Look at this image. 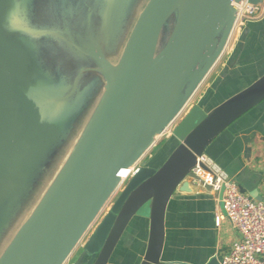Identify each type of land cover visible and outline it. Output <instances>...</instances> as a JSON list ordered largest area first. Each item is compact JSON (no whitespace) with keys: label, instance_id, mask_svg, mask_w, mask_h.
<instances>
[{"label":"water","instance_id":"1","mask_svg":"<svg viewBox=\"0 0 264 264\" xmlns=\"http://www.w3.org/2000/svg\"><path fill=\"white\" fill-rule=\"evenodd\" d=\"M239 1L147 0L115 63L92 41L87 62L94 63L88 69L97 71V77L77 89L70 103L60 99L68 89L64 79L34 65V47L26 34L45 33L22 27L24 34L18 37L0 27L5 47L21 43L28 51L27 63L0 55V224L23 182L78 110L77 98L96 78L102 83L99 102L81 136L10 238L0 264H64L110 197L109 209L84 237L73 264H108L128 223L146 204L148 235L139 264H160L168 201L189 185L196 157L205 154L212 140L264 100V74L208 112L192 105L168 138L174 147L165 160L154 167L152 155L115 194L118 172L149 148L215 65ZM5 6L7 0H0V10ZM175 11L172 30L159 47L161 32ZM222 192L223 187L219 199ZM207 264L219 263L211 258Z\"/></svg>","mask_w":264,"mask_h":264},{"label":"crops","instance_id":"2","mask_svg":"<svg viewBox=\"0 0 264 264\" xmlns=\"http://www.w3.org/2000/svg\"><path fill=\"white\" fill-rule=\"evenodd\" d=\"M262 74L264 17L245 25L232 52L203 79L192 105L198 104L208 112ZM170 151V148L163 149L160 143L150 162L165 160ZM205 154L223 168L238 187L244 188L246 194L264 202V100L213 139ZM183 189L175 191L166 207L160 264H207L211 258L219 263L221 256L240 239V234L225 217L215 225V216L223 213L218 192L192 181ZM138 220L139 237L129 236L127 242L125 237L120 238L113 253H116L114 260L111 263L109 260L108 264H132L130 259L137 257L130 252L129 246L134 243L140 250L141 243L139 264L146 246L148 219L139 217ZM71 255L64 264L74 263L76 255Z\"/></svg>","mask_w":264,"mask_h":264},{"label":"rangeland","instance_id":"3","mask_svg":"<svg viewBox=\"0 0 264 264\" xmlns=\"http://www.w3.org/2000/svg\"><path fill=\"white\" fill-rule=\"evenodd\" d=\"M53 1L54 0H38L36 2V16H32L31 18L25 17L21 21L23 22L22 25L26 26L27 28L33 26V28H37L45 33L43 35H26V38L31 41L30 43L36 44L39 49V57L43 65L49 70V72L53 75H57L60 79H64L65 83L68 86V89L65 92H62L60 99H63L67 103H70L76 90L81 89L84 85L89 83L96 76L97 71L88 69L89 64L94 65V63L87 62L89 58L85 56L83 52L74 50L70 46L68 47L66 43L53 41L48 37V34L46 33L47 30H49L54 24H58V18L55 14ZM96 1L97 0H94V2ZM98 3L99 4L97 6L91 8L93 12L92 29L90 28V30L84 36L81 33H77L75 39H92V30L94 33L97 31V27L94 24L96 23L98 16L102 19H110V21L111 18H115V20L118 21V18L125 7V0H98ZM176 15L177 11H175L170 16L166 26L163 28L160 35L159 47L164 44L170 31L172 30ZM4 23L5 26H10L11 20L8 18ZM0 55H2L5 60L9 61L20 60L24 63H27L28 61V51L23 47L21 43H13L10 47H5L3 41L0 39ZM116 57L117 55L115 57H110L112 63L116 62ZM100 92L101 88L98 92H95L91 95L85 111L78 119H76V122L74 124H70V126L66 128V133L62 132L59 138H57L56 143L54 144L55 148L53 149V151L51 152L49 150L47 152V154L50 152L51 153L44 160V170L41 172L34 186L27 194H25L20 199L19 202L16 203L14 211L11 214H7L2 220L0 224V255L3 253L4 248L6 247L12 235L15 233L16 229L30 214V212H32L33 208L39 202V200L51 185L60 169L62 168L63 164L67 160L88 121L90 120L95 108L97 107ZM163 140V137H161L156 142L157 145L153 149L152 153H154L158 149L159 144L162 143ZM111 198L112 197H110V199L102 207L98 216L102 215L109 209L110 203L112 201ZM148 213L149 209L146 204L142 206L130 220L121 239L125 237L127 242L129 236H131V238H138L139 231L137 229H139L138 222H140L138 218L143 217L144 220H146L148 219ZM97 222L98 221L96 218L84 234L83 238H81V240L77 243L72 251L74 255H76L77 252L80 251L84 237H86L93 230ZM141 236L143 237V234ZM118 244L115 250L118 248ZM138 246L141 250L142 244L140 243ZM129 249L130 252L132 254H135L137 257L131 258L130 262L132 264H137L139 261V257L141 256L140 250H138L136 244L134 246V243L132 244V246H129ZM115 255L116 253L112 254L110 263L114 260ZM70 258L72 259V255L70 256Z\"/></svg>","mask_w":264,"mask_h":264},{"label":"built area","instance_id":"4","mask_svg":"<svg viewBox=\"0 0 264 264\" xmlns=\"http://www.w3.org/2000/svg\"><path fill=\"white\" fill-rule=\"evenodd\" d=\"M234 6L236 8L234 23L215 65L232 52L248 22L264 17V0H259L257 3L240 0L238 3H234ZM198 88L149 148L130 166L120 169L118 172L120 181L115 194L151 158L152 151L157 145L156 142L161 137L167 139L172 136L175 126L192 105ZM124 170L126 173L122 175ZM191 172L194 176L190 178L191 181L201 183L203 187L209 186L211 190L218 193L223 187L221 199L218 198L222 204L223 213L215 216V225L218 226L221 219L225 217L240 234V239L232 244L227 253L221 256L219 264H264V202L254 200L246 193L241 192L230 175L206 154L196 157Z\"/></svg>","mask_w":264,"mask_h":264},{"label":"trees","instance_id":"5","mask_svg":"<svg viewBox=\"0 0 264 264\" xmlns=\"http://www.w3.org/2000/svg\"><path fill=\"white\" fill-rule=\"evenodd\" d=\"M37 1L38 0H7V6L0 10V27L8 28L9 30L15 32L16 36L19 34H24L20 30L22 27L26 28V26L22 25L23 22L21 20L25 17L31 18L32 16H36ZM146 1L147 0H125V7L119 16L118 21L115 20V18H111L110 21V19H102L98 16V19L94 24L97 27V31L95 33L92 31V39L78 40L75 39L77 33H81L84 36L90 30L91 23L89 22L87 15H90V21L92 22L93 12L91 8H94L99 4L98 0L96 2H94V0H54L53 5L55 14L58 18V24H54L49 30H47L46 33L53 41L66 43L68 47L70 46L74 50L83 52L88 58V49L92 41H96V44L100 47L105 56L111 60L110 57L119 55L130 28L132 27L136 16ZM8 18L11 20V25L5 26L4 22ZM30 29L37 28H33V26H31ZM26 35L28 36V34ZM32 45L34 47L33 57L35 67L49 74L47 70H45L46 67L43 65L39 57L38 47L36 44ZM88 60H90V58ZM100 81L101 78H96L93 80L86 87L83 93L77 98V108H79L76 112H81L83 109L87 100V95L91 96L93 93L99 90L100 86L102 85ZM75 113L73 118L67 122L63 131H61L60 134L55 138L52 147L49 148L51 152L55 148L54 144L56 143L57 138H59L62 132L66 133V128H68L70 124L74 122ZM162 143L163 149L170 148V150H172L174 147V144L169 139H166ZM156 151L153 153V156L156 154ZM50 153L45 154V156L39 161L40 163L35 166V169L32 170L28 178H26V180L23 182L18 190V195L16 197L17 200L10 207L8 214H11L14 211L16 203L19 202L20 199L34 186L41 172L44 170V160ZM159 153L157 155L158 157ZM157 160L158 159H155L153 163L150 162L152 166L158 167L164 161Z\"/></svg>","mask_w":264,"mask_h":264},{"label":"bare ground","instance_id":"6","mask_svg":"<svg viewBox=\"0 0 264 264\" xmlns=\"http://www.w3.org/2000/svg\"><path fill=\"white\" fill-rule=\"evenodd\" d=\"M124 173H126L125 170L122 172V175H123Z\"/></svg>","mask_w":264,"mask_h":264},{"label":"flooded vegetation","instance_id":"7","mask_svg":"<svg viewBox=\"0 0 264 264\" xmlns=\"http://www.w3.org/2000/svg\"><path fill=\"white\" fill-rule=\"evenodd\" d=\"M110 204H111V203H110ZM102 215H103V214H102ZM100 217H101V215H100ZM100 217H99V218H100ZM99 218L97 219V221L99 220Z\"/></svg>","mask_w":264,"mask_h":264}]
</instances>
